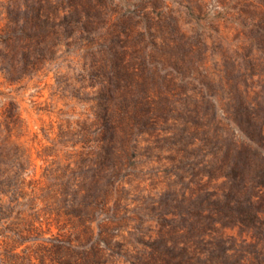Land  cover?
<instances>
[{
	"label": "rangeland",
	"instance_id": "1",
	"mask_svg": "<svg viewBox=\"0 0 264 264\" xmlns=\"http://www.w3.org/2000/svg\"><path fill=\"white\" fill-rule=\"evenodd\" d=\"M241 101L264 0H0V264H264Z\"/></svg>",
	"mask_w": 264,
	"mask_h": 264
},
{
	"label": "trees",
	"instance_id": "2",
	"mask_svg": "<svg viewBox=\"0 0 264 264\" xmlns=\"http://www.w3.org/2000/svg\"><path fill=\"white\" fill-rule=\"evenodd\" d=\"M259 104H260V106L250 107V106L246 105V103L244 101H241V105H243L242 106L243 109H240L237 107L236 114L240 118V120H242V121H243V119H242L243 115H245V118L247 121H249V122H251V120L255 121V118H259L258 113L262 109H264V104L262 102H260ZM246 130L248 131L249 136L252 137L250 129L246 128ZM230 207H232V206H230ZM242 209H243V206H241V211H242Z\"/></svg>",
	"mask_w": 264,
	"mask_h": 264
}]
</instances>
